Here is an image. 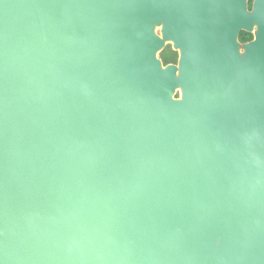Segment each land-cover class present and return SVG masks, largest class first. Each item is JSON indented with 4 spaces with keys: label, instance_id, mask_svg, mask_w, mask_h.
<instances>
[{
    "label": "water",
    "instance_id": "obj_1",
    "mask_svg": "<svg viewBox=\"0 0 264 264\" xmlns=\"http://www.w3.org/2000/svg\"><path fill=\"white\" fill-rule=\"evenodd\" d=\"M247 3L0 0V264H264Z\"/></svg>",
    "mask_w": 264,
    "mask_h": 264
},
{
    "label": "flooded vegetation",
    "instance_id": "obj_2",
    "mask_svg": "<svg viewBox=\"0 0 264 264\" xmlns=\"http://www.w3.org/2000/svg\"><path fill=\"white\" fill-rule=\"evenodd\" d=\"M251 7H252V0H248V3H247L248 10H250ZM160 29L161 28L159 27V33L161 34ZM244 32H245L244 30H239L237 33L238 51L240 54L244 52L243 45L246 42H248L242 39V33ZM166 55H168V57H165ZM159 56H160L163 66L168 65V64L177 65L178 59H179V50L173 47L172 42H167L165 46L162 48V50L159 52Z\"/></svg>",
    "mask_w": 264,
    "mask_h": 264
},
{
    "label": "trees",
    "instance_id": "obj_3",
    "mask_svg": "<svg viewBox=\"0 0 264 264\" xmlns=\"http://www.w3.org/2000/svg\"><path fill=\"white\" fill-rule=\"evenodd\" d=\"M242 39L244 41H250L253 39V35H251L250 33L244 32V33H242Z\"/></svg>",
    "mask_w": 264,
    "mask_h": 264
},
{
    "label": "rangeland",
    "instance_id": "obj_4",
    "mask_svg": "<svg viewBox=\"0 0 264 264\" xmlns=\"http://www.w3.org/2000/svg\"><path fill=\"white\" fill-rule=\"evenodd\" d=\"M156 30H157V33L160 34L159 33V28H156ZM158 57L160 58L159 53H158ZM165 57H168V55H166Z\"/></svg>",
    "mask_w": 264,
    "mask_h": 264
},
{
    "label": "bare ground",
    "instance_id": "obj_5",
    "mask_svg": "<svg viewBox=\"0 0 264 264\" xmlns=\"http://www.w3.org/2000/svg\"><path fill=\"white\" fill-rule=\"evenodd\" d=\"M162 57V56H161Z\"/></svg>",
    "mask_w": 264,
    "mask_h": 264
}]
</instances>
